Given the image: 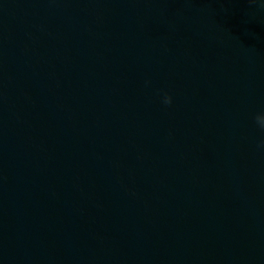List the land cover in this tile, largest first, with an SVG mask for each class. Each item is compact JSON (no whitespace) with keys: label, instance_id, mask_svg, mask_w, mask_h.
<instances>
[{"label":"water","instance_id":"1","mask_svg":"<svg viewBox=\"0 0 264 264\" xmlns=\"http://www.w3.org/2000/svg\"><path fill=\"white\" fill-rule=\"evenodd\" d=\"M257 115L264 0H0V264H264Z\"/></svg>","mask_w":264,"mask_h":264},{"label":"clouds","instance_id":"2","mask_svg":"<svg viewBox=\"0 0 264 264\" xmlns=\"http://www.w3.org/2000/svg\"><path fill=\"white\" fill-rule=\"evenodd\" d=\"M163 102L165 104H170L171 103V97L167 95L166 93L164 94ZM256 123L259 125V127L264 130V115H257L255 117Z\"/></svg>","mask_w":264,"mask_h":264}]
</instances>
